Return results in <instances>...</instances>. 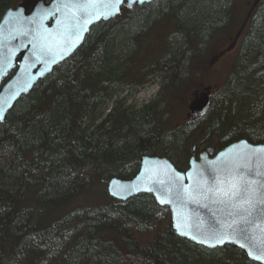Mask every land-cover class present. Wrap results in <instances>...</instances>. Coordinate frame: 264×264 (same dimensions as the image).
<instances>
[{
    "label": "trees",
    "instance_id": "16d2710c",
    "mask_svg": "<svg viewBox=\"0 0 264 264\" xmlns=\"http://www.w3.org/2000/svg\"><path fill=\"white\" fill-rule=\"evenodd\" d=\"M204 1L124 5L0 121V264H263L237 244L179 234L169 205L149 192L117 199L107 188L136 174L146 153L187 170L200 146L264 142V6L217 109L213 96L205 113L170 123L209 41L241 26L248 9ZM18 2L0 0V18ZM150 82L159 90L137 104Z\"/></svg>",
    "mask_w": 264,
    "mask_h": 264
},
{
    "label": "water",
    "instance_id": "95a60500",
    "mask_svg": "<svg viewBox=\"0 0 264 264\" xmlns=\"http://www.w3.org/2000/svg\"><path fill=\"white\" fill-rule=\"evenodd\" d=\"M153 0H125L123 4L133 8L136 3L143 4ZM67 0H20L16 5H10L5 9V12L0 18V120H4L8 111L13 108L18 99L25 93L33 90L34 85L47 74L51 73L57 63L71 56L85 42V38L91 27L96 22L104 19L93 20L87 24L86 30L81 33V39L76 41L70 50L60 55L55 52H48L46 48L51 46L56 47L57 34L63 32V23L66 21L68 10L63 8V4ZM83 2V0H81ZM120 10L114 16H109L107 19L116 17L122 11ZM60 11H56L57 9ZM47 13V18L41 19ZM35 21V22H32ZM35 53V55H34ZM214 90L212 86H206L203 91L198 94L190 103L191 113L202 114L207 111L211 103V93ZM196 145L194 146V149ZM264 149V142H252L247 137H242L231 141L220 149H216L214 145L208 144L207 147L199 149L197 154L191 156L190 165L187 170H182L177 167L168 156L156 153L144 154L141 158V167L139 171L130 177L114 176L108 183L107 188L111 195L116 198L126 199L133 194L149 192L153 194L161 205V199H173V203L169 205L171 208V218L175 230L183 236L201 244V241L206 239L211 229L217 228L225 223H231L232 218L228 217L226 210L222 205L213 203L211 200L201 201L199 205L188 204L182 205L178 203L174 197L164 195L167 187H172L173 190L180 186H188L193 183L188 177H195L201 166L210 164L220 165L225 157L242 158L250 150ZM164 172L171 175H179L180 181L169 185ZM207 176V172L205 173ZM159 179L165 182L164 187L153 185L151 181ZM151 188L152 191L148 189ZM159 189V190H157ZM207 205L205 207L204 205ZM180 213L181 215H177ZM184 217V219L181 218ZM264 216V205H258L253 212V218ZM184 223L190 224L187 228H178V225ZM257 224L264 223L260 219L256 220ZM246 229V226H242ZM239 230L234 231V238L226 241L223 244L203 243L206 246L213 248L224 246L226 243H233L240 246L249 255V245L251 240H246L244 236L238 235ZM247 235L251 233L246 232ZM182 235V234H181ZM195 236L196 239L192 237ZM242 245H244L242 247ZM260 255L261 259L254 257ZM253 260L260 261L264 264V254L253 250V254L249 255Z\"/></svg>",
    "mask_w": 264,
    "mask_h": 264
},
{
    "label": "snow or ice",
    "instance_id": "6c2138e0",
    "mask_svg": "<svg viewBox=\"0 0 264 264\" xmlns=\"http://www.w3.org/2000/svg\"><path fill=\"white\" fill-rule=\"evenodd\" d=\"M124 2L125 0H83V2L67 0L63 4V8L68 10L66 21L62 22L63 32L57 34L56 47L49 46L46 51L63 55L76 41L82 38L81 33L86 30L87 24L101 17L107 19L109 16H114L119 12L120 5ZM132 2L135 3L136 0H132ZM140 2L142 3L143 0ZM60 10L58 8L56 11ZM51 14L47 13L41 19L47 18V15ZM221 156L224 159L219 166L216 164L201 166L195 177H188L193 181L191 185L180 186L175 190L172 187H167L164 195L174 197L178 203L185 206L188 204L199 205L201 201L207 200L223 206L227 216L232 218V222L211 229L207 238L201 243L209 244V246L223 244L232 240L234 231L239 230V236H244L246 240L252 241L249 245V255L253 254V250L264 254V223H256L257 219L264 221V216L253 218L256 207L264 205V149L250 150L242 158L225 157L223 153ZM164 175L167 177L169 185L180 181L179 175L173 176L168 172H164ZM151 183L161 187H164L165 184L159 179H153ZM148 190L152 191L151 188ZM160 202L171 205L173 199H161ZM204 206L207 207L206 204ZM177 215L181 214L177 213ZM181 218L184 219L183 216ZM242 226H246V229ZM187 227H190V224L178 225V228ZM246 232L251 235H247ZM181 234L186 233L181 231ZM192 238L196 239L195 236ZM254 258L261 259V256L257 255Z\"/></svg>",
    "mask_w": 264,
    "mask_h": 264
},
{
    "label": "rangeland",
    "instance_id": "374dc122",
    "mask_svg": "<svg viewBox=\"0 0 264 264\" xmlns=\"http://www.w3.org/2000/svg\"><path fill=\"white\" fill-rule=\"evenodd\" d=\"M234 31L235 28L229 29V31L221 33L220 36L215 38V40L211 41V44L209 45L208 54L205 56V62H201V65L197 66V72L191 78L192 84L187 92L188 94L185 96L184 100L181 103H175L176 106L173 108V111L170 115V123L172 126L178 125L182 123L185 119L190 117L188 115L190 102L193 101L195 97L205 89L206 86H213L216 88L214 100H217V102H215L211 110L215 111V109H217V107L219 106L218 99L221 98V96L223 95V86L225 85L227 81L226 79L230 74L232 64L235 65L237 59L227 58L225 60L221 59L218 61L216 59V61H214L213 55L217 47L218 48L216 49V52H219L221 46H226L228 43H230L231 38L229 35L234 34ZM227 39H229V41ZM220 44L222 45L219 46ZM158 90L159 84L155 82H150L149 85L142 88L138 92V94H136L137 96L135 99L137 100V104H142L149 101V99L155 96ZM109 109L110 108L108 107V109L105 110V113Z\"/></svg>",
    "mask_w": 264,
    "mask_h": 264
},
{
    "label": "flooded vegetation",
    "instance_id": "af4514ba",
    "mask_svg": "<svg viewBox=\"0 0 264 264\" xmlns=\"http://www.w3.org/2000/svg\"><path fill=\"white\" fill-rule=\"evenodd\" d=\"M244 4H246L248 6V9L245 10L246 12H244L243 14L245 15V20L244 23L241 26L235 27V31L234 34L229 35L231 38L230 43H228L226 46H221L222 44H220L219 46H221V49L219 50V52H216V48L214 51V61H216V59L219 61L221 59L225 60L227 58H233L236 59L237 56L239 55V52L241 51L242 47H243V42L247 39L248 34L247 32H249L250 28L253 25V20L254 18L260 13V9L264 6V0H243ZM240 3V0L237 1V3H234L235 8L238 7ZM125 5V4H123ZM220 36V34H219ZM218 36H215V38H217ZM215 38H213V40H215ZM209 41V45L211 44V41ZM229 41V39H227ZM224 44V42H223ZM209 47V46H208ZM209 50V48H208ZM216 52V53H215ZM233 65V64H232ZM232 71V69H231ZM230 71V72H231ZM216 93V88L214 91H212L211 95L212 97L214 96V94ZM188 115L189 116H195L190 112V108L188 111ZM203 147H199V149H201Z\"/></svg>",
    "mask_w": 264,
    "mask_h": 264
},
{
    "label": "bare ground",
    "instance_id": "6f19581e",
    "mask_svg": "<svg viewBox=\"0 0 264 264\" xmlns=\"http://www.w3.org/2000/svg\"><path fill=\"white\" fill-rule=\"evenodd\" d=\"M19 1H20V0H19ZM199 1L202 2V5H203V3L205 2L204 0H199ZM18 3H19V2H18ZM16 4H17V3H16ZM16 4H14V5H16ZM9 6H10V5H9ZM7 8H8V7H7ZM81 45H82V44H81ZM242 45H243V44H242ZM238 58H239V57L237 56L236 59L238 60ZM237 60H236V62H237ZM235 64H236V63H235ZM234 66H235L234 64L231 66L232 70H233V67H234ZM22 96H23V95H22ZM19 99H20V98H19ZM19 99H18V101H19ZM15 104H16V103H15ZM11 109H12V108H11ZM11 109H10V110H11ZM8 112H9V111H8ZM5 119H6V118H5ZM5 119H4V120H5ZM0 121H1V120H0ZM146 154H149V153H146ZM143 155H144V154H143ZM143 155H142V156H143ZM137 194H138V193H137ZM133 195H134V194H133ZM112 196H113V195H112ZM131 196H132V195H131ZM115 198H116V197H115ZM117 199H118V198H117ZM119 199H122V198H119ZM126 199H127V198H126Z\"/></svg>",
    "mask_w": 264,
    "mask_h": 264
}]
</instances>
